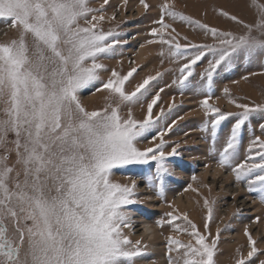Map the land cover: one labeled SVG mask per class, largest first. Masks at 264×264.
<instances>
[{
	"label": "snow or ice",
	"instance_id": "1",
	"mask_svg": "<svg viewBox=\"0 0 264 264\" xmlns=\"http://www.w3.org/2000/svg\"><path fill=\"white\" fill-rule=\"evenodd\" d=\"M90 3L0 0V21L15 33L0 42V264H137L146 252L143 240L133 241L129 234L133 229L129 206L139 202L137 182H115L113 170L154 163L149 185L163 198L168 158L176 157L179 148L177 143L166 150L165 137L184 117L165 122L174 103L167 112L163 107L154 112L164 91L152 92L160 72L145 77L133 91L126 84L136 67L126 74L113 68L102 80L108 71L102 61L116 57L127 40L117 28L103 27L116 19L115 14H105L109 0H101L98 8ZM139 6L145 13L153 8L158 12L146 43L161 45L162 64L168 59L176 65L169 86L181 94L185 90L204 94L199 101L205 117L203 130L210 132L213 150L221 123L236 117L218 150L217 163L230 168L235 180L264 203V123L259 125L262 135L250 139L242 157L239 151L242 128L253 114L264 115V104L230 99L242 110L232 113L209 103L219 70L231 68L241 58H264V3L250 0L254 16L248 21L224 8L217 10L239 31L194 20L176 10V0H159L156 5L139 0ZM168 20L200 29L211 42L181 44ZM205 60L197 81L196 68ZM98 81L96 91L106 93V103L89 110L81 101V90ZM223 92L228 94L229 89ZM144 104L143 118L136 119L132 106ZM145 139L148 144L141 148ZM185 191L199 194L192 185ZM202 201L203 232L187 211L171 203L165 218L156 221L157 227L171 226L174 233L166 237V264H217L221 229L214 236L209 230L215 201L208 197ZM181 234L188 237L187 242L179 238ZM243 235L247 254L238 248L233 264H248L258 252L247 226Z\"/></svg>",
	"mask_w": 264,
	"mask_h": 264
},
{
	"label": "rangeland",
	"instance_id": "2",
	"mask_svg": "<svg viewBox=\"0 0 264 264\" xmlns=\"http://www.w3.org/2000/svg\"><path fill=\"white\" fill-rule=\"evenodd\" d=\"M100 2L101 0H91L90 6L98 8ZM259 2L264 3V0H259ZM148 3L156 5L159 0H148ZM249 3L250 0H176V10L201 23H207L209 26L239 31L240 29L231 21L218 16L217 10L224 8L248 21L254 16V10L249 7ZM105 9L106 16L115 14L116 19L106 21L103 27L105 30L117 28L124 34L122 38L126 39L127 43L119 50L116 57L102 61L108 69L102 74V80L107 79L113 68L126 74L132 67H136L137 72L126 84V89L133 91L145 77L160 72L161 76L153 81L152 92L154 94L160 88L164 91L160 93V100L158 106L154 107V112L158 113L161 107L167 112L168 105L174 103L175 108L168 114L165 122L170 123L179 116L184 117L165 137V140L169 141L166 150L177 143L179 148L176 157L168 158L170 171L162 178L163 198H158L156 189L149 185V177L155 175L154 163L130 165L113 170L112 179L115 182L129 184L132 179L137 182L136 195L139 202L129 206L133 223V229L129 234L133 241L142 239L147 245L145 254L137 258V264H166V237L174 233L171 226L157 227L156 221L165 218V213L170 211L167 207L169 203L181 211H187L193 222L203 232L202 197L215 201L214 219L209 224V230L214 236L217 228L221 229L217 245V264H233L238 248L245 255L247 254V238L243 235L246 226L257 241L258 248L257 254L248 264H259L260 260H264V203L257 198L256 193H249L243 183L235 180L230 168H221L217 163L218 150L225 144L236 117L230 116L221 123L217 130L216 150H213L210 132L203 130L205 117L200 109L199 101L204 98V94L192 90H185L181 94L177 87H170L169 85L175 78L176 65L168 59H165L162 64L161 57L158 55L161 45L146 43L150 39L147 33L151 27L155 26L152 22L158 18L157 10L153 8L147 13L143 12L139 6V0H128L127 5L123 4V0H109ZM167 22L176 28L181 44L188 41L199 43L207 40L211 42L210 38L205 37L201 30L194 26L178 20ZM14 36L13 30L0 21V42H5ZM185 37L187 39H184ZM206 65L205 60L196 68L194 75L197 81L200 79L199 73ZM99 84L98 81L95 85L81 90V101L89 110L103 107L106 103V93L96 91ZM225 87L229 89L228 94L223 92ZM230 99L249 105L264 104V58L253 60L241 58L231 68L218 71V74L214 76L212 99L209 103L225 112L242 111L230 104ZM145 111L146 104L132 106L133 116L136 119H142ZM126 112L127 108L122 114ZM261 123H264V115L259 113L253 114L246 121L240 135L241 157L250 139L262 135L259 129ZM147 144L148 141L145 139L139 146L143 148ZM193 177L196 178L195 181ZM188 185L198 188L199 194L185 191ZM257 217L260 219L254 223ZM176 223L183 226L182 221ZM125 231L129 232L127 229ZM179 238L185 242L188 239L182 234Z\"/></svg>",
	"mask_w": 264,
	"mask_h": 264
}]
</instances>
